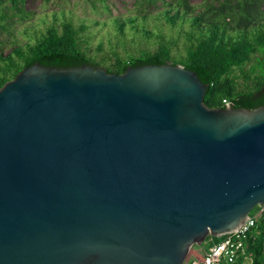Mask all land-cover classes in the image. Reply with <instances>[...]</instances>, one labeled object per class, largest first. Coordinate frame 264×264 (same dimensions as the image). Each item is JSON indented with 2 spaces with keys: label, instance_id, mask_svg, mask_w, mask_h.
I'll use <instances>...</instances> for the list:
<instances>
[{
  "label": "water",
  "instance_id": "obj_1",
  "mask_svg": "<svg viewBox=\"0 0 264 264\" xmlns=\"http://www.w3.org/2000/svg\"><path fill=\"white\" fill-rule=\"evenodd\" d=\"M165 63L34 64L0 88V264H183L264 205V106Z\"/></svg>",
  "mask_w": 264,
  "mask_h": 264
},
{
  "label": "trees",
  "instance_id": "obj_2",
  "mask_svg": "<svg viewBox=\"0 0 264 264\" xmlns=\"http://www.w3.org/2000/svg\"><path fill=\"white\" fill-rule=\"evenodd\" d=\"M202 7L201 12L192 15L196 7L188 0H173L160 13L170 26H189L183 36L182 57L172 56L176 42H164L160 37L153 52L115 58L111 64L96 62L81 49L78 31L64 23L60 31L50 27L33 44L16 47L6 56L0 54V88L34 64L62 69L90 65L110 74H123L129 67L170 63L194 72L206 85L203 103L210 109L230 105L233 109L253 110L264 106V0H220L218 5L205 0ZM134 22L129 19L130 24ZM118 26L123 31L124 24ZM240 78L243 88L238 87ZM220 240L208 236L204 242L210 241L212 246ZM205 248L206 253L209 246ZM246 258L249 264H264V213L246 234L244 252L233 264H243Z\"/></svg>",
  "mask_w": 264,
  "mask_h": 264
},
{
  "label": "rangeland",
  "instance_id": "obj_3",
  "mask_svg": "<svg viewBox=\"0 0 264 264\" xmlns=\"http://www.w3.org/2000/svg\"><path fill=\"white\" fill-rule=\"evenodd\" d=\"M171 1L17 0L13 4L10 0H0V54L6 56L16 47L33 44L50 27L60 31L62 24L70 23L78 31L81 49L96 62L111 64L115 58L127 59L140 52H153L160 37L164 42H176L172 56L182 57L185 55L183 36L189 26H170L160 15ZM204 1L188 0L189 5L196 7L192 15L203 10ZM208 2L218 5L220 0ZM129 19L135 22L130 24ZM120 23L124 24L123 31L119 30ZM237 82L243 88V79ZM249 216L257 221L259 207L252 209ZM209 243L192 247L183 264L200 259ZM249 263L250 259L246 258L243 264Z\"/></svg>",
  "mask_w": 264,
  "mask_h": 264
},
{
  "label": "built area",
  "instance_id": "obj_4",
  "mask_svg": "<svg viewBox=\"0 0 264 264\" xmlns=\"http://www.w3.org/2000/svg\"><path fill=\"white\" fill-rule=\"evenodd\" d=\"M225 100H223V103ZM259 214L264 213V205H260ZM256 222V218L250 217L234 233L224 235L221 240L209 247L208 251L190 264H233L244 252V239Z\"/></svg>",
  "mask_w": 264,
  "mask_h": 264
}]
</instances>
